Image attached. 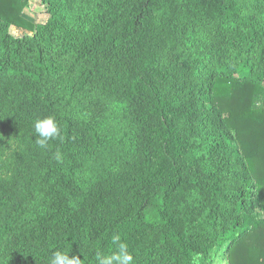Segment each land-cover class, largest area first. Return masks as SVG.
<instances>
[{
  "label": "trees",
  "instance_id": "16d2710c",
  "mask_svg": "<svg viewBox=\"0 0 264 264\" xmlns=\"http://www.w3.org/2000/svg\"><path fill=\"white\" fill-rule=\"evenodd\" d=\"M41 1L0 0V264H264V0Z\"/></svg>",
  "mask_w": 264,
  "mask_h": 264
},
{
  "label": "clouds",
  "instance_id": "9594fccd",
  "mask_svg": "<svg viewBox=\"0 0 264 264\" xmlns=\"http://www.w3.org/2000/svg\"><path fill=\"white\" fill-rule=\"evenodd\" d=\"M36 143L44 148L48 142L60 135V127L54 116L37 119L34 122ZM113 249L104 255L97 256L98 264H134L133 254L129 251L127 243L119 235L112 237ZM50 264H82L79 256L70 255L68 252L56 251L52 254ZM216 264H220L217 258Z\"/></svg>",
  "mask_w": 264,
  "mask_h": 264
},
{
  "label": "rangeland",
  "instance_id": "374dc122",
  "mask_svg": "<svg viewBox=\"0 0 264 264\" xmlns=\"http://www.w3.org/2000/svg\"><path fill=\"white\" fill-rule=\"evenodd\" d=\"M23 15L30 21H33L36 25H41L44 24L48 21L49 19V13L47 12V7L45 4L42 3L41 0H29L28 4L24 6L23 9ZM11 32L14 35H24V34H31V30H28L26 28H20L17 26H11ZM114 123V122H113ZM115 124V123H114ZM114 124H109L107 121L105 126H106V132H107V137L109 140V152L108 155L111 156L113 154L119 156L117 153L123 148L122 146L125 145L121 141V128L120 125H114ZM131 142L127 144V148L125 151L127 153H130ZM217 258L220 261V264H229L228 260L226 258L225 254V247H220L217 248L213 251V253L210 255V257L206 260L207 262L205 264H216ZM199 264L200 259H197Z\"/></svg>",
  "mask_w": 264,
  "mask_h": 264
}]
</instances>
